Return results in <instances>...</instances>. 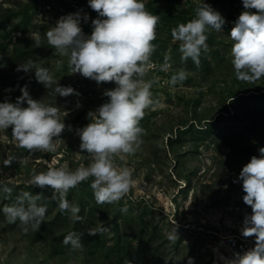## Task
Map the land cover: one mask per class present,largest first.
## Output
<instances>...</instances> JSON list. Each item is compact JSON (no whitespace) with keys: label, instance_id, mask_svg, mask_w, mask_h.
I'll use <instances>...</instances> for the list:
<instances>
[{"label":"rangeland","instance_id":"obj_1","mask_svg":"<svg viewBox=\"0 0 264 264\" xmlns=\"http://www.w3.org/2000/svg\"><path fill=\"white\" fill-rule=\"evenodd\" d=\"M146 10L159 15L157 49L152 56L156 68L148 79L160 80L151 91L160 101L154 111L146 110L140 126L146 130L143 144L125 161L115 159L120 167L133 169L134 186L121 201L98 205L90 187L91 178L69 190V202L95 205L90 221H82L83 250L73 251L62 241L63 231L70 228V220L42 233L24 234L19 221L8 223L0 210V264H224L236 253L243 254L255 246V237H244L245 217L252 214L251 207L243 202L246 194L239 174L252 156H259L264 147V115L251 110L249 98L232 100L233 96L264 87V77L255 83L239 81L231 63L233 41L227 23L234 26L245 10L242 0H142ZM209 4L225 19L221 32L210 30L209 50L216 49L220 59L213 60L211 70L205 74L188 71L187 79L176 86L168 83L174 71L184 68L179 42L173 41L171 29L179 23L195 18L200 3ZM251 11L255 12V9ZM79 12L80 27L85 37L93 31L92 20L104 19L91 9L88 0H0V103H15L22 95L21 88L34 100L60 108L65 130L57 141L55 153L35 152L19 148L12 139L11 127L0 131V182L13 188L11 200L22 191L41 194L38 203L46 204L45 219L56 213L58 201L52 200L50 188L41 189L29 183L31 172L46 171L67 162L70 170L81 165L87 167L90 155L79 148L77 129L90 123L88 113L95 112L109 98L106 90L116 87L114 82L100 83L71 73L68 57H61L46 40V32L68 14ZM87 15L85 22L83 17ZM21 21L17 29L15 24ZM39 36L40 47L35 40ZM172 58V69L159 71L163 57ZM32 59L49 69L59 86L72 87L79 95L59 96L54 87L47 88L37 81L35 70L17 71L18 65ZM57 61H61L57 63ZM22 107H27L25 102ZM245 107L247 109H245ZM68 115L63 118V113ZM253 112V113H252ZM238 115L231 118L233 115ZM221 122L213 125L214 118ZM236 118V119H235ZM225 122V125L221 126ZM243 125L254 133L236 134ZM198 127L201 128L198 131ZM15 157L10 167L3 160ZM10 182V183H9ZM0 193V205L3 199ZM127 207V212L120 209ZM116 209L118 210L116 212ZM103 210L105 212H103ZM66 223V224H65ZM177 228L179 240L171 244L167 235ZM103 224L109 231L88 239L87 231ZM44 227V223L41 224ZM143 226V240L153 239L161 245L159 258L140 261L134 255L139 241L138 226ZM151 243V244H152ZM157 251V252H158ZM156 255V254H155ZM149 257H152L148 255ZM157 259V261H156Z\"/></svg>","mask_w":264,"mask_h":264},{"label":"clouds","instance_id":"obj_2","mask_svg":"<svg viewBox=\"0 0 264 264\" xmlns=\"http://www.w3.org/2000/svg\"><path fill=\"white\" fill-rule=\"evenodd\" d=\"M91 9L104 19L92 20L93 31L85 37L80 27L79 12L62 16L54 27L46 32L48 45L61 57H68L71 73H79L85 78L100 83L114 82L116 87L106 90L109 98L95 112H89L90 123L77 129L81 141L79 148L90 155L87 167L79 166L70 170L67 162L59 167H49L46 171L31 172L29 183L41 189L53 191L52 200L58 201L61 212L70 213L75 221H81V209L67 199L69 190L91 178L95 202L98 205L113 204L124 198L134 186L133 169L120 167L115 159L125 161L134 155L143 144L146 130L140 126L146 110H155L160 101L151 91L160 80L159 76L148 79L151 70L157 67L152 56L157 49L153 43L157 39L159 15L146 10L142 0H88ZM244 11L239 15L230 31L233 41L231 63L235 77L242 82L255 83L264 77V0H242ZM255 9L256 11H251ZM86 22L88 17H83ZM226 23L224 17L209 4L200 3L195 8V18L179 23L171 29L173 41L179 42L181 62L189 59L199 68L202 54L208 53L210 30L222 31ZM40 38L35 40L40 47ZM169 54L163 57L159 71L172 69ZM61 61H57L60 63ZM35 70L38 82L47 88L54 87V93L62 97L79 95L72 87L59 86L48 68L39 66L32 59L19 64L17 71ZM188 71L180 68L171 75L168 83L172 86L182 84L188 77ZM22 95L15 103H0V131L11 127L12 139L19 148L30 153L57 151V141L65 130L60 108L50 106L41 100L31 98L27 87L21 88ZM27 107H22L24 103ZM68 113H63V118ZM259 156H252L242 168L239 179L242 181L243 202L251 207L252 214L245 217L242 235L255 237V246L242 255L235 254L224 264H264V147ZM15 157L3 160L4 167H10ZM3 169H0V174ZM10 183V182H9ZM13 188L0 182V193L5 199L11 198ZM42 195L22 191L15 202L5 204L2 212L8 223L19 225L24 234L38 231L47 213V205L38 203ZM127 212V207L120 209ZM168 232L171 244L179 240L175 226ZM109 231L103 224L90 228L87 234L95 236ZM62 243L71 246L73 251L83 250L82 234L68 233ZM125 264H131L125 261ZM188 264H194L189 257Z\"/></svg>","mask_w":264,"mask_h":264},{"label":"trees","instance_id":"obj_3","mask_svg":"<svg viewBox=\"0 0 264 264\" xmlns=\"http://www.w3.org/2000/svg\"><path fill=\"white\" fill-rule=\"evenodd\" d=\"M233 24L235 25V23H233ZM226 25L228 26L227 27L228 29L226 32H229V34H230V31H231L232 27H234V26H231L232 24L230 25L229 23H227ZM19 26H21V21L16 23L15 27H13V28L17 29ZM217 59H220V55H219L218 51L216 49H214V50H209L208 53L202 54L201 66L199 68H197L194 65V63L191 61V59H189L186 63H182V64H183L184 68L187 69L188 71H192V72H195L197 74H205L211 70L212 61L217 60ZM244 98H249L251 100L250 104L249 103H246V104H247V106L249 105V108H251V110H253V112L256 111V112L261 113V115H264V87L259 88V89H254V90H251V91L246 92V93L237 94V95L233 96L232 100L239 99L241 102H243ZM245 109H247V108L245 107ZM236 116L238 118L237 114L233 115L231 118H234ZM210 122H213L212 123L213 125H218V123L221 122V120L215 117L214 120L210 121ZM223 125H225L224 121H223V124L221 126H223ZM200 129L201 128L198 127V131ZM249 133L253 134L254 130L250 127L243 125V130L236 131V133H234V135H236V134L249 135ZM67 199L68 200L70 199L68 195H67ZM12 203H13V201L10 198L5 199L3 196V199H2L1 205H0V210L3 208V206L5 204L10 205ZM77 205L81 209L79 215L81 217H83V219L81 221L73 220L70 228L63 231V233H62L63 238L68 233L73 232V231L80 234V232L82 230V225H80L81 222L82 221H84V222L90 221L94 217V212L97 209L95 205H90L88 203H83L80 201L78 202ZM117 211L118 210L116 209V212ZM48 212H50V209H48L47 213ZM103 212H105V211L103 210ZM69 220H70V217L68 215V212H61V210L58 207L56 213L53 214L51 218L43 221L44 227L41 225L37 232L42 233L44 231V229L54 228L55 226H59L64 222H69ZM138 227L139 228L137 229V233L135 236L138 239L139 243H138L137 247L134 249V255H136V257L138 256L140 261H145V262L148 258H150V260H151V258H154V257L158 259L159 258L158 256L160 254H159V251L157 250V248L161 247V245L158 244L159 242H156V244L154 246H152L153 245V243H152L153 239H148L150 237V235H148L147 238L145 240H143V237H142L143 234L141 233L143 226L139 225ZM96 236H98V238L101 237L99 234H97ZM88 239H92V236L88 235ZM148 255H150L152 257H149ZM157 259H156V261H157ZM167 261L168 260H165L164 263H162V264H168V263H166Z\"/></svg>","mask_w":264,"mask_h":264}]
</instances>
